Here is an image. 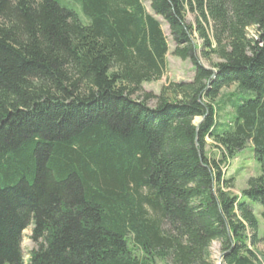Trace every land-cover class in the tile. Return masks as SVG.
<instances>
[{"label":"trees","instance_id":"1","mask_svg":"<svg viewBox=\"0 0 264 264\" xmlns=\"http://www.w3.org/2000/svg\"><path fill=\"white\" fill-rule=\"evenodd\" d=\"M149 4L0 0V264H26L29 228L27 264H213L215 242L264 264V0ZM163 23L194 78L155 95ZM249 146L236 196L223 166Z\"/></svg>","mask_w":264,"mask_h":264},{"label":"rangeland","instance_id":"2","mask_svg":"<svg viewBox=\"0 0 264 264\" xmlns=\"http://www.w3.org/2000/svg\"><path fill=\"white\" fill-rule=\"evenodd\" d=\"M144 5L147 8L148 12H152L150 9L149 0H143ZM159 20L163 21L162 18H159ZM189 22H193V16H189L188 18ZM164 22V21H163ZM163 30L165 33V36L167 37L170 51L167 55V70L165 75L161 78V80L152 82V83H146L143 85V88L148 93H153L155 95H160L162 89L169 83V82H182V81H192L194 78V66L190 61H182L181 59L175 57L173 55L174 52V45L172 42V38L170 36L168 26L166 23H163ZM250 37L255 36L254 29H251L249 31ZM200 44V42H198ZM199 62L204 67L213 69L212 65L217 62L216 58H213L211 62L206 61L204 58L199 57ZM235 88H231L229 90H226L225 92H233ZM151 105H154V102L151 103ZM199 120H196V123H198ZM209 142V146L206 148V153L210 158L220 159V154L217 152L212 146L211 142ZM223 172L225 174V178L227 180H233V188L229 191L236 195L240 196L241 192H243L247 186L248 181L251 177H259L261 175L260 166L257 163L253 149L252 147L246 148L244 151L240 152L236 159L231 161L229 165L223 166ZM262 208L260 206H256L255 208V215L257 216L259 222H260V235L264 237V220L261 217ZM31 228L27 229L24 232V238L22 243V249L23 254L25 257V262L27 264V261L29 259V254L32 250L36 248L35 244L30 239L31 236ZM259 252H264V245H260L258 247ZM211 253H212V261L213 264H223L222 259V252H221V246L219 243L215 242L211 247Z\"/></svg>","mask_w":264,"mask_h":264}]
</instances>
